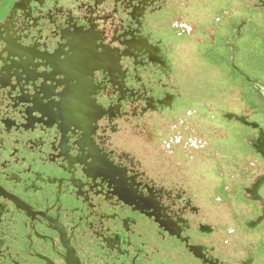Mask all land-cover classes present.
<instances>
[{
    "label": "flooded vegetation",
    "instance_id": "af4514ba",
    "mask_svg": "<svg viewBox=\"0 0 264 264\" xmlns=\"http://www.w3.org/2000/svg\"><path fill=\"white\" fill-rule=\"evenodd\" d=\"M154 1L0 5V264H264V86L231 63L248 93L226 117L228 196H202L201 120L153 81Z\"/></svg>",
    "mask_w": 264,
    "mask_h": 264
},
{
    "label": "rangeland",
    "instance_id": "374dc122",
    "mask_svg": "<svg viewBox=\"0 0 264 264\" xmlns=\"http://www.w3.org/2000/svg\"><path fill=\"white\" fill-rule=\"evenodd\" d=\"M154 2L155 6L162 5L165 13H156L154 18L147 19V28L155 39L163 38L162 48L166 52V68L169 69V79L164 73L160 78L153 77L154 84L166 87V81H169L168 101L177 102L175 107L180 116L190 118L191 122L193 118H200L201 133L206 137H201L202 144L207 143L206 140L208 143L202 155L197 152L202 156L201 161L191 164L202 172V196L213 198L216 188L219 196H226L230 160L223 150L235 149L231 138L234 132L237 133L236 127L226 117L241 114L248 93L247 84L231 68V63L264 86V0ZM3 3L5 0H0L1 6ZM181 25L191 28L190 32L183 33ZM250 96L252 107L261 111L250 115L260 118L264 127V90L258 88ZM188 110L197 113L188 115ZM157 122L160 124L162 121ZM212 128L216 139L211 136ZM168 154L172 164L179 165L181 158L178 152L169 151ZM213 156L217 157L219 164L214 170L210 168ZM219 209L225 216L226 204L219 201Z\"/></svg>",
    "mask_w": 264,
    "mask_h": 264
}]
</instances>
